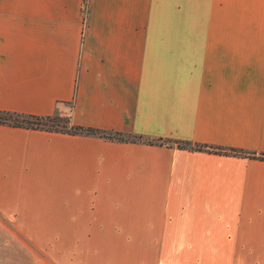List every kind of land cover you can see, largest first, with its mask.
<instances>
[{
	"label": "crops",
	"instance_id": "obj_1",
	"mask_svg": "<svg viewBox=\"0 0 264 264\" xmlns=\"http://www.w3.org/2000/svg\"><path fill=\"white\" fill-rule=\"evenodd\" d=\"M0 112L153 140L0 123V264H264V0H0Z\"/></svg>",
	"mask_w": 264,
	"mask_h": 264
},
{
	"label": "trees",
	"instance_id": "obj_2",
	"mask_svg": "<svg viewBox=\"0 0 264 264\" xmlns=\"http://www.w3.org/2000/svg\"><path fill=\"white\" fill-rule=\"evenodd\" d=\"M0 123H8L11 125L26 126L33 128H43L49 130H60L70 133H86V134H98L100 136L117 139L121 141H146L153 142V140H145L139 135H133L125 132H107L98 128L84 127L80 125H69L67 117L60 116L58 114L48 115V116H34V115H24L11 112H0ZM177 146L180 148H188L191 150H200L204 148L203 145L191 144L188 141H175ZM214 149V148H213ZM216 152L224 154H242L241 150L236 148H215ZM251 157H258L264 159V153L256 155L254 153H248Z\"/></svg>",
	"mask_w": 264,
	"mask_h": 264
},
{
	"label": "rangeland",
	"instance_id": "obj_3",
	"mask_svg": "<svg viewBox=\"0 0 264 264\" xmlns=\"http://www.w3.org/2000/svg\"><path fill=\"white\" fill-rule=\"evenodd\" d=\"M0 116H4V115H0ZM5 116H6V115H5ZM5 116H4V117H5ZM60 116H61V115H60Z\"/></svg>",
	"mask_w": 264,
	"mask_h": 264
}]
</instances>
